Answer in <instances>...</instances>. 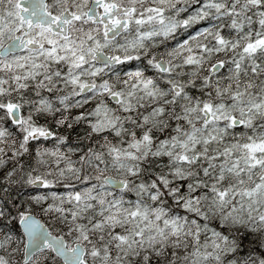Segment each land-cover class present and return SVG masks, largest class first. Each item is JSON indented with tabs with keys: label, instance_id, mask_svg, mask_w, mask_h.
Returning <instances> with one entry per match:
<instances>
[{
	"label": "snow or ice",
	"instance_id": "obj_1",
	"mask_svg": "<svg viewBox=\"0 0 264 264\" xmlns=\"http://www.w3.org/2000/svg\"><path fill=\"white\" fill-rule=\"evenodd\" d=\"M0 264H264V0H0Z\"/></svg>",
	"mask_w": 264,
	"mask_h": 264
},
{
	"label": "trees",
	"instance_id": "obj_2",
	"mask_svg": "<svg viewBox=\"0 0 264 264\" xmlns=\"http://www.w3.org/2000/svg\"><path fill=\"white\" fill-rule=\"evenodd\" d=\"M41 122H43V121H41ZM73 138H75V137L73 136ZM46 146L51 147L52 145H51V143H48Z\"/></svg>",
	"mask_w": 264,
	"mask_h": 264
}]
</instances>
